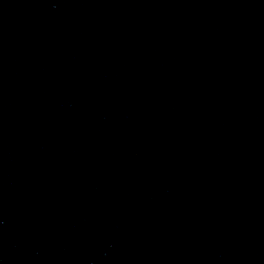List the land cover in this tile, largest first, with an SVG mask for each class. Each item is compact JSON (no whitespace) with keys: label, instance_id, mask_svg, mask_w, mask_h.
Instances as JSON below:
<instances>
[{"label":"water","instance_id":"water-1","mask_svg":"<svg viewBox=\"0 0 264 264\" xmlns=\"http://www.w3.org/2000/svg\"><path fill=\"white\" fill-rule=\"evenodd\" d=\"M0 264H264V0H0Z\"/></svg>","mask_w":264,"mask_h":264}]
</instances>
